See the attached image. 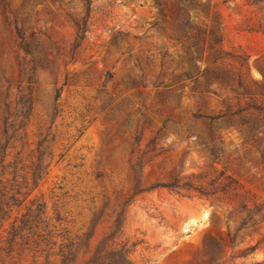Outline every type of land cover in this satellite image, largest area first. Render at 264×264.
<instances>
[{"label": "rangeland", "instance_id": "rangeland-1", "mask_svg": "<svg viewBox=\"0 0 264 264\" xmlns=\"http://www.w3.org/2000/svg\"><path fill=\"white\" fill-rule=\"evenodd\" d=\"M191 1L197 51L155 0H0V264L264 261V0Z\"/></svg>", "mask_w": 264, "mask_h": 264}, {"label": "trees", "instance_id": "trees-1", "mask_svg": "<svg viewBox=\"0 0 264 264\" xmlns=\"http://www.w3.org/2000/svg\"><path fill=\"white\" fill-rule=\"evenodd\" d=\"M183 2L176 3L172 1L171 3H168V1L165 0H155V3L159 6V14L161 16L160 23H157L158 26L164 31L169 34L172 38L180 41L188 42V46H186L187 50L194 49L198 50L202 41V38L200 36V33L197 29L193 28V25H191L189 21V12H188V6H193V2L191 0H182ZM187 3L188 6L182 4ZM87 9L90 6V0H86ZM172 10V12H171ZM169 19L167 20V18ZM73 24L75 26V37H74V43H73V49L77 48L82 40L85 38L87 33V20L83 17L75 18L73 19ZM15 32L18 38L21 39L20 47L23 48L25 52H27V44L25 42V38L22 34L21 27L16 26ZM212 35V34H211ZM214 38V36H212ZM212 79H215L217 81H221L219 76L212 75ZM210 78V79H211ZM202 118L207 119L206 116H199ZM221 127L215 126L212 129L209 130V136L212 139H218L221 141L222 135L220 134ZM222 143V142H221ZM5 147L2 145L0 148ZM224 182L221 183V187L218 190H205L202 188H196L195 186H192L190 184H179V180L175 177L173 182L170 183H162V184H156L153 187H165L169 190H175L177 193L181 194V192H190V191H197L200 195H205L208 197H213L217 194V192H221L222 194H225L229 192L230 190H233L234 188V180L229 177L225 176ZM233 183V184H232ZM138 188L135 187V190ZM184 195V194H182ZM240 207L243 209L249 210L247 203H240ZM38 210V209H37ZM22 223H26L28 220H24ZM23 227H19L17 230H21ZM233 242L234 240H230ZM60 256H61V263L60 264H68L71 259H73L75 255L74 250V243L71 241L68 244L63 245L60 243ZM254 249V246L246 247L245 251H252ZM113 252L109 251L103 256L96 258L93 262L90 264L98 263L97 261H104V259H107L109 257H112ZM117 263L126 264L124 260H119ZM252 264H264V261H255Z\"/></svg>", "mask_w": 264, "mask_h": 264}, {"label": "water", "instance_id": "water-1", "mask_svg": "<svg viewBox=\"0 0 264 264\" xmlns=\"http://www.w3.org/2000/svg\"><path fill=\"white\" fill-rule=\"evenodd\" d=\"M194 249L193 245L190 244H181L175 250L171 252V256H179L189 250Z\"/></svg>", "mask_w": 264, "mask_h": 264}]
</instances>
